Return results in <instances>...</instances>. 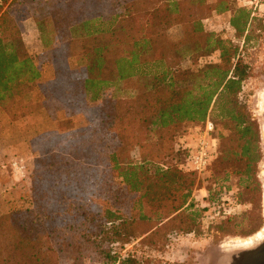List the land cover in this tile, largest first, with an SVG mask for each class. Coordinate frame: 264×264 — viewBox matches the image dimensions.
<instances>
[{"label":"trees","instance_id":"trees-1","mask_svg":"<svg viewBox=\"0 0 264 264\" xmlns=\"http://www.w3.org/2000/svg\"><path fill=\"white\" fill-rule=\"evenodd\" d=\"M231 1L12 0L3 10L0 0V106L14 102L21 116L46 109L55 122L38 138L44 153L31 175V206L0 216V264H164L116 245L135 238L164 248L170 233L197 229L188 222L196 212L183 214L195 203L187 206L193 189L181 128L189 134L220 122L212 162L219 156L228 169L224 180L255 178L259 128L240 100L250 67L237 45L204 27ZM30 17L39 59L21 28ZM257 17L244 2L230 26L250 39ZM77 56L81 64L71 68ZM187 60L195 69L183 67ZM47 64L55 80L37 100L33 88Z\"/></svg>","mask_w":264,"mask_h":264},{"label":"rangeland","instance_id":"rangeland-1","mask_svg":"<svg viewBox=\"0 0 264 264\" xmlns=\"http://www.w3.org/2000/svg\"><path fill=\"white\" fill-rule=\"evenodd\" d=\"M11 1L2 0L3 10L8 8ZM243 4L244 0H234L231 7L236 10ZM256 15L258 17L249 28L248 34H252L250 39L237 34L229 24V16L219 18L217 23L210 22L208 25L209 28L224 31L223 35L238 46L241 59L250 67V77L244 82L240 100L259 128L261 158L256 166L255 178L248 182L243 180L246 177L231 174L224 180L228 169L224 168L225 165L220 162L219 156L203 172L193 171L190 166L185 165L186 171L190 172L187 185L193 189L187 206L193 199L195 204L192 207L188 206L183 214L196 212L189 217L188 222L193 221V226L197 229L191 232L170 233L169 241L164 248L147 247L140 243V239L134 238L130 243L116 245V250L121 254L131 252L140 259L151 258L164 264H225L227 254L230 252L224 247L241 238L246 239L264 233V5L256 9ZM21 24L23 26V23ZM30 28L31 23L25 22L24 29L28 31ZM27 35L26 37L30 39L29 51L33 57L39 59L42 53L39 37L35 33L28 32ZM218 58L219 53H216L203 58L201 63L216 61ZM80 64V57L71 59L73 68ZM183 67L195 69L196 66L187 60ZM48 80L38 81L33 88L35 99H44V92L49 89ZM126 92H122L121 95L129 93ZM216 120L215 118L213 121ZM75 123L76 127L82 126L83 118L76 117ZM207 123L202 125V128H205ZM219 123H215V135L218 139L222 128ZM54 126V121L46 109L21 116L14 102L8 104L5 109L0 106V216L16 208L31 206L33 196L31 175L36 157L44 153L38 138L40 134ZM190 129L185 127L177 131L178 142ZM149 135L152 140L156 141L158 138L156 132H150ZM219 144L220 139L218 146ZM133 156L135 161L140 160L138 150H134ZM192 216L196 218L192 219ZM103 222L107 226L112 224L106 219ZM220 226L229 229L221 230ZM261 241L263 240L257 241L253 246ZM247 249L250 247L232 252ZM235 261L236 259L231 264H235Z\"/></svg>","mask_w":264,"mask_h":264},{"label":"built area","instance_id":"built-area-1","mask_svg":"<svg viewBox=\"0 0 264 264\" xmlns=\"http://www.w3.org/2000/svg\"><path fill=\"white\" fill-rule=\"evenodd\" d=\"M244 2L255 9L264 5V0H244ZM218 143L219 139L215 135L213 123L208 122L205 128L197 127L194 144L184 147L188 151L186 165L193 171L207 170L217 155Z\"/></svg>","mask_w":264,"mask_h":264},{"label":"crops","instance_id":"crops-1","mask_svg":"<svg viewBox=\"0 0 264 264\" xmlns=\"http://www.w3.org/2000/svg\"><path fill=\"white\" fill-rule=\"evenodd\" d=\"M234 0H232L231 1V3H230V7H229V9L227 10V11H225V12H223V13H220V14H217V13H215V14H213V15H211V16H208V17H206L205 19H204V27H205V30L206 31H212V32H216V33H218V34H220V33H222V34H224L225 32L224 31H222V30H217L216 28H209L208 27V25L210 24V22L211 23H217L218 22V20H219V18H227V16H229V24H230V19H231V17H232V15L234 14V12L236 11V10H233L232 9V7H231V5H232V2H233ZM25 22L27 23V22H29V23H31V28L28 30V31H26L24 28H25ZM23 26H22V24H21V28H22V31H23V33H24V36H25V40L27 41V42H29L30 43V39H29V37L27 38L26 36H28L27 34H28V32L29 33H35V34H37V36H39V28H38V23H37V21L34 19V18H32V17H30V18H28V19H26V20H24L23 22ZM79 66V65H78ZM77 66V67H78ZM46 69H43L42 70V75H41V77H40V79L38 80V81H45V80H48V81H50V84L52 83V81L53 80H55V72H54V68H53V66L52 65H50V64H47L46 66ZM70 67L71 68H73L72 67V65H71V60H70ZM49 74H51V75H49ZM46 75V76H45ZM48 75H49V77H48ZM46 77V78H45ZM44 78V80H42ZM41 110V109H40ZM37 112V111H36ZM33 114H35V112L33 113ZM17 118V117H16ZM54 124H55V122H54ZM197 128V127H196ZM195 132H196V129L194 130H191V133H189V134H187V135H183L181 138H180V142H179V144L181 145V147H186L187 145H190V144H194V141H195Z\"/></svg>","mask_w":264,"mask_h":264},{"label":"bare ground","instance_id":"bare-ground-1","mask_svg":"<svg viewBox=\"0 0 264 264\" xmlns=\"http://www.w3.org/2000/svg\"><path fill=\"white\" fill-rule=\"evenodd\" d=\"M264 239V233H260L258 235H254L251 236L249 238L246 239H239L234 241L233 243L229 244V246L224 247L226 249V251H229L230 253L227 254V260H225V264H231L232 261H234V259L237 260V264L241 262V260L243 259V251H235L232 252L234 250H237L239 248H243V247H250L252 248V246L257 243V241L259 240H263Z\"/></svg>","mask_w":264,"mask_h":264},{"label":"water","instance_id":"water-1","mask_svg":"<svg viewBox=\"0 0 264 264\" xmlns=\"http://www.w3.org/2000/svg\"><path fill=\"white\" fill-rule=\"evenodd\" d=\"M242 258L238 264H264V241L257 246L243 250Z\"/></svg>","mask_w":264,"mask_h":264},{"label":"flooded vegetation","instance_id":"flooded-vegetation-1","mask_svg":"<svg viewBox=\"0 0 264 264\" xmlns=\"http://www.w3.org/2000/svg\"><path fill=\"white\" fill-rule=\"evenodd\" d=\"M263 241H264V239H263ZM263 241H261V243H262ZM257 245H259V244H257ZM257 245H255V246H257ZM253 247H254V246H253ZM235 264H237V260L235 261Z\"/></svg>","mask_w":264,"mask_h":264}]
</instances>
